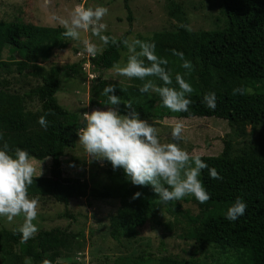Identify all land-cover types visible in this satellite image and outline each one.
Instances as JSON below:
<instances>
[{"label": "trees", "instance_id": "trees-1", "mask_svg": "<svg viewBox=\"0 0 264 264\" xmlns=\"http://www.w3.org/2000/svg\"><path fill=\"white\" fill-rule=\"evenodd\" d=\"M124 1L131 20L129 0ZM221 4L228 18L224 27L186 30L180 25L188 26V19L182 16L184 12L180 7L172 2L175 7L171 14L180 12L178 18L181 24L175 30H160L151 36L139 38L154 41L156 54L169 61L166 66L171 70L172 84L169 86L177 87L175 75L179 73L193 88L188 112H171L161 104L160 116H214L239 128L240 125L264 123V0H222ZM63 31L62 26L26 22L20 15H12L8 11L0 18V71L16 64L21 74L28 69L32 74L45 73L41 84L23 93H15L11 91L7 77L0 72V144L7 142L10 149H26L32 158L39 160L51 158V173L34 178L28 188L29 196L52 197L66 206L73 197H119L120 206L109 217L108 234L123 245L133 246L141 240L139 231L147 223L155 203L159 202L152 186L133 185L122 169L114 170L107 160V183L102 187H90L86 179L66 175L63 171L65 151L76 146V131L82 129L85 122L82 113L61 105L56 93L63 72L67 69H84L82 64L86 60L84 58L64 66L52 65L46 72L43 70L40 62L47 60L55 49H65L69 45ZM127 34L118 38L116 44L109 43L96 57H91V63L101 68H111L119 60L120 50L125 49L120 41L127 38ZM172 49L182 51L184 58L191 62L192 69L187 76H184L187 70L180 66V58L172 55ZM16 53L20 57L8 60ZM133 78L134 84L128 85L108 82L99 77L93 86V93L99 97L106 84H116L115 94L130 101L140 117H151L153 108L158 101L161 102L160 97L157 93H140L138 88L145 81ZM145 79H152L157 86L162 84L155 77ZM234 89L241 91L234 93ZM208 92L216 95L215 109H208L201 103L203 95ZM36 98L40 101L41 109L27 110L29 102ZM118 107L123 114V106ZM45 114L48 125L42 128L37 121ZM232 144L231 140H225L220 154L201 156L209 167L217 169L222 179L210 178L207 168L201 170L200 179L210 198L200 203L193 197L198 207L196 214L177 209L180 223L184 222L181 234L200 245H217L224 253V260L220 264H264V133L240 152L235 151ZM137 191L141 195L132 199ZM238 196L246 202L247 207L237 220L228 221L224 214ZM173 203L167 202L166 209L171 210ZM64 214L74 219L68 209ZM69 235L67 230L54 227L40 230L21 243L19 232L0 226V259L9 258L7 260L13 264L19 261L23 264L24 257H30L31 264H80L77 261L67 263L58 260L71 244H68ZM72 237L74 240L80 239L79 233ZM142 247L137 243V249H133L125 264L148 263L151 260L155 264H183L170 254L154 257L152 252L141 250ZM231 247L243 250V262L231 263L227 260L231 253L226 252ZM4 264L7 263L4 261Z\"/></svg>", "mask_w": 264, "mask_h": 264}, {"label": "rangeland", "instance_id": "rangeland-1", "mask_svg": "<svg viewBox=\"0 0 264 264\" xmlns=\"http://www.w3.org/2000/svg\"><path fill=\"white\" fill-rule=\"evenodd\" d=\"M172 2L184 12L182 16L188 19V28L192 31L221 28L227 24L228 18L223 11L222 0H129L132 9L131 20L124 0H0V18L8 11L12 15H20L26 22L61 26L59 20L67 18L75 4L83 3L85 6L93 7L102 4L109 9L108 14L103 18L107 25L105 34L118 39L124 33H128L127 38L131 40L139 39L141 36H151L160 30H175L181 21L178 18L180 12L171 14V10L175 7ZM81 36L99 44L98 38L91 36L90 32H82ZM107 47L108 45L104 49ZM119 54L120 58L117 62L123 64L127 59V49H121ZM18 57L20 56L16 53L15 57L8 60H16ZM89 57L79 42L69 40V45L65 49H55L47 60L40 62V65L46 72L52 65L64 66L82 61L84 58L88 60ZM89 62L83 60L84 69L65 70L56 93L61 105L82 114L90 112L93 108L107 107L100 104L99 97L93 93V86L99 77L108 82L128 85L135 82L134 78L118 75L113 67L101 68ZM16 68V64H12L6 70L0 71L1 75L9 80L12 92L23 93L42 83L44 71L32 74L33 72L28 69L25 74H21ZM149 92V94L155 93ZM28 105L27 110L41 109L38 98ZM160 110L161 102L158 101L151 117L141 116L142 119L155 122L160 141L176 142L189 152L201 156L220 154L225 140H231L235 151L240 152L256 142L258 136L264 133V123L240 125L239 128L232 126L225 119L214 116L167 117L160 116ZM177 121H181L184 125L181 138H172L171 126ZM32 159L37 172H41L40 175L51 173L50 157L42 160ZM62 160L64 174L86 179L90 187H102L107 183L106 160L88 157L78 140L74 148L65 151ZM37 200L38 215L33 221L37 224L36 232L60 227L70 234L68 244H71L69 248L64 249V255L58 259L60 261L67 263L77 261L80 264H125V260L132 255L133 249H137V243L143 246L141 250L152 252L154 257L170 254L179 258L183 264H220L224 260V253L217 245L213 243L200 245L181 234L184 222L180 223L177 209L184 213L198 212L196 202L191 195L182 197L180 201H174L171 210L166 209V203H155L147 223L139 231L141 240L133 246L123 245L108 234L109 217L119 208V197L107 199H97L92 196L73 197L69 199L68 206L47 196L38 197ZM66 209L74 215V219L64 214ZM22 221V215L15 217L12 222L0 218V226L13 229ZM76 233L80 235L79 240H74L72 237ZM226 253H231L227 257L231 263L244 261L245 254L242 249L231 247ZM7 259L9 258L1 257L0 264H4V261L7 264L14 263ZM18 264H21L20 261ZM141 264H155V261L151 260L148 263L142 261Z\"/></svg>", "mask_w": 264, "mask_h": 264}, {"label": "clouds", "instance_id": "clouds-1", "mask_svg": "<svg viewBox=\"0 0 264 264\" xmlns=\"http://www.w3.org/2000/svg\"><path fill=\"white\" fill-rule=\"evenodd\" d=\"M108 12L109 9L102 4L93 7L81 3L72 7L67 18L59 20L64 29L63 36L79 42L90 56V63L91 57H96L109 43H117L116 37L105 34L107 25L103 18ZM180 26L190 30L187 25ZM82 32H90L91 36L98 38L99 44L82 37ZM120 43L127 49L128 55L123 64L114 62V71L123 77L145 81L138 91L157 93L161 104L171 112H188L193 88L179 73L175 75L177 87L169 86L172 84L171 70L166 67L169 61L156 54L155 42L124 38ZM171 51L172 55L180 58V66L187 70L184 73L187 76L192 69L191 62L184 58L182 51ZM146 77H155L162 84L157 86L152 79L146 80ZM117 86L108 83L99 93V97L104 98L99 100L100 104L107 107L93 108L83 114L84 127L77 129L76 133L87 156L107 160L114 170L122 169L126 179L133 185H151L161 204L180 201L188 195L200 203L207 201L210 193L200 179L201 170L207 168L210 178L222 179L217 169L209 167L200 154L189 152L176 142L162 143L155 122L142 119L130 101L115 94ZM233 91L235 93L241 89ZM201 103L208 109H215V93H205ZM121 105L125 109L123 114L118 107ZM46 115L40 116L37 121L42 128L48 125ZM183 127L181 121L175 122L171 126V137L181 138ZM40 174L26 149H10L7 142L0 144V218L12 222L15 217L23 216L22 223L14 228L20 233L21 243L37 231V224L33 221L38 215V200L29 196L28 188ZM140 195L137 191L133 193L132 199ZM246 207V202L236 197L227 207L225 219L237 220L244 214ZM23 264H31V258L24 257Z\"/></svg>", "mask_w": 264, "mask_h": 264}, {"label": "built area", "instance_id": "built-area-1", "mask_svg": "<svg viewBox=\"0 0 264 264\" xmlns=\"http://www.w3.org/2000/svg\"><path fill=\"white\" fill-rule=\"evenodd\" d=\"M89 61V60H88ZM90 63V62H89Z\"/></svg>", "mask_w": 264, "mask_h": 264}]
</instances>
